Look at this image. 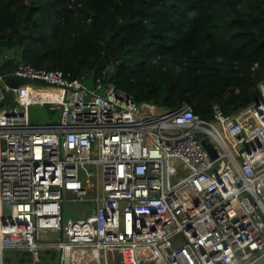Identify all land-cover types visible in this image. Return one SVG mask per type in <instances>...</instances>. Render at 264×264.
Segmentation results:
<instances>
[{"label": "built area", "instance_id": "obj_1", "mask_svg": "<svg viewBox=\"0 0 264 264\" xmlns=\"http://www.w3.org/2000/svg\"><path fill=\"white\" fill-rule=\"evenodd\" d=\"M11 74L47 84L15 87L13 102L1 88L0 264L6 251L39 259L44 248L60 251L59 264H249L264 254V80L251 104L227 115L214 103L206 118L188 103L138 102L102 77L89 85L25 61L0 80ZM48 102L59 121L33 122L30 105ZM68 202L89 213L65 218Z\"/></svg>", "mask_w": 264, "mask_h": 264}, {"label": "trees", "instance_id": "obj_2", "mask_svg": "<svg viewBox=\"0 0 264 264\" xmlns=\"http://www.w3.org/2000/svg\"><path fill=\"white\" fill-rule=\"evenodd\" d=\"M21 61L230 115L260 94L264 0H0V73Z\"/></svg>", "mask_w": 264, "mask_h": 264}, {"label": "rangeland", "instance_id": "obj_3", "mask_svg": "<svg viewBox=\"0 0 264 264\" xmlns=\"http://www.w3.org/2000/svg\"><path fill=\"white\" fill-rule=\"evenodd\" d=\"M1 83H3V80H1ZM87 84L93 85L92 78H89L87 80ZM46 93H51L48 91V88H45ZM30 117L31 120L34 122L39 123H55L58 122L60 119V109L56 106L55 103L48 102V103H32L29 108ZM211 139L214 143L219 144L218 141L211 136ZM89 213V210L87 207L83 205V203L80 202H68L65 204V218L67 217H78V216H85ZM57 234L52 233L50 231L44 232L42 234V238L49 241H54L56 239ZM56 250V249H52ZM57 252L52 253L51 255L47 256L46 259L41 260L40 262H36L33 259L32 261L36 262L35 264H59V255L60 251L56 250ZM29 261V260H28ZM32 264V263H31Z\"/></svg>", "mask_w": 264, "mask_h": 264}, {"label": "water", "instance_id": "obj_4", "mask_svg": "<svg viewBox=\"0 0 264 264\" xmlns=\"http://www.w3.org/2000/svg\"><path fill=\"white\" fill-rule=\"evenodd\" d=\"M83 80H85V79L83 78ZM29 83L47 84V82L45 80H42V79H32L30 77L20 76L17 74L8 75L2 83L3 84V91L6 95V102H13L14 101V94H15L14 88L15 87H18V86L23 85V84H29ZM5 85L7 87H5ZM201 142L206 147V149L208 150V152L210 153L212 158L217 157V151H216L214 145L212 144V142L210 141V139L208 137L202 138ZM60 256H61V254H60ZM60 256H59V260H60ZM249 264H264V254Z\"/></svg>", "mask_w": 264, "mask_h": 264}, {"label": "crops", "instance_id": "obj_5", "mask_svg": "<svg viewBox=\"0 0 264 264\" xmlns=\"http://www.w3.org/2000/svg\"><path fill=\"white\" fill-rule=\"evenodd\" d=\"M1 88L3 89V84L1 83L0 80V94H1ZM53 248H44L41 249L40 254H39V259H36V257L33 256L34 261L40 262L43 259H46L47 256L51 255L52 253L57 252L56 250H52ZM31 255L32 253L27 250H11V251H6L5 253V260L6 258H9L10 264H35L36 262L32 261H25L24 257L25 255L28 256L29 254ZM33 255V254H32ZM60 256V255H59Z\"/></svg>", "mask_w": 264, "mask_h": 264}]
</instances>
